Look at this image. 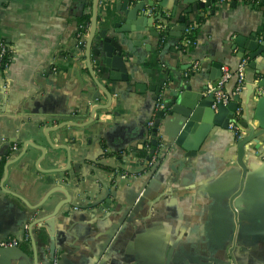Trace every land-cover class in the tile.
<instances>
[{
  "label": "crops",
  "instance_id": "1",
  "mask_svg": "<svg viewBox=\"0 0 264 264\" xmlns=\"http://www.w3.org/2000/svg\"><path fill=\"white\" fill-rule=\"evenodd\" d=\"M94 1L0 0V40L13 52L0 69V240L30 227L29 239L0 250V262L264 264V95L263 87L248 89L264 78L257 62L264 58L257 66L245 58L239 94L236 77L224 86L239 96L241 137L225 126L228 112L219 121L207 111L195 133L167 149L185 109L181 90L208 99L204 86L220 78L210 80L218 75L214 60L227 56L222 71L235 69L244 60L239 48L264 44V0L203 8L198 0H98L95 8ZM180 16L198 31L192 44L181 39ZM117 30L130 35L128 79L96 54V36ZM235 40L238 47L228 48ZM158 103L167 113L158 149L146 147L157 159L146 168L138 150ZM163 150L160 181L147 172Z\"/></svg>",
  "mask_w": 264,
  "mask_h": 264
},
{
  "label": "water",
  "instance_id": "2",
  "mask_svg": "<svg viewBox=\"0 0 264 264\" xmlns=\"http://www.w3.org/2000/svg\"><path fill=\"white\" fill-rule=\"evenodd\" d=\"M216 1L217 0H207L206 2H203L201 0H198L197 3H198V6L200 8H203V7L209 6L212 3H215ZM97 2H98V0L94 1V8H95ZM143 9H144V4H140L136 8L137 11L143 10ZM93 15H94V19H96L95 9H94ZM122 33H124V34H122ZM96 38H97V43L95 44L96 54L100 57L102 56L101 58L105 64L111 65L112 67L119 70L121 72L122 78L128 79L127 63L129 61L128 56H130V53H129L128 49H126L125 47L131 46L130 45L131 40H130L129 32L127 34L126 30H121V31L117 30L114 32H110V34H108V35H105L104 33H99V36H96ZM239 41L240 40H235L231 43H226V45L228 48L230 46V49H235L240 44ZM249 43H250V41H248L247 47L242 46L241 48H239V50L241 52L240 58L241 59L247 58L248 60L251 59L250 65L251 66H257L255 62L257 61L258 56L261 55L262 58H264V44L259 45L258 43H254V44H249ZM226 57L221 58L219 61H215V60L213 61L214 66L218 69V75L211 77L210 78L211 81L215 80L217 77L222 76L223 65H224V62L226 61ZM257 62H260L263 64L261 67H259V70H264V61L258 60ZM129 66L132 69L134 68L133 64H130ZM260 87H264V78L256 86L255 85H248V89L250 92L249 94L251 95L255 91V89L260 88ZM204 89L207 91L208 85H205ZM181 92H182L181 93V98H182L181 102L185 106V109H183L182 111H179L181 116L179 117L178 128L175 131L173 141L172 140L170 141L171 145H169V144L167 145V149H173V148L175 149L176 145H181L183 143V141L186 139V137L189 133H191V134L195 133L196 129L198 128V125H196V122H199L198 118L201 114L203 116L204 112H205V115L207 114V111L212 113L213 114L212 117H216L218 120L219 119L221 120V118L224 117V115L228 112L227 113V115H228L227 121L225 122V126L228 127L231 119H233V117L235 116V113L237 112V109L239 107L238 106V100H239L238 95L233 96V97L231 96V100L227 105H225L221 102H219L215 105L216 99H215L214 93L210 92L208 99H204V101H202V99H203L202 92L192 93L190 87L182 89ZM205 108H207L206 111H205ZM166 113H167L166 109H162L158 112V114H157L158 116H157V120H156V126L157 127L154 128L153 131H155V132L158 131L160 121ZM157 144L160 145V137L158 140L157 139L153 140V146H156ZM186 149L190 150L191 147L187 146ZM154 151H155V149H153L151 151V154H153ZM151 154L146 158V163H147L146 168H149L148 163L152 161V155ZM166 155H167V150H163L162 156L159 158V160L154 165L150 166V169L147 172V175L149 177L154 176L157 180L161 181V177L157 174V169L161 164L160 159H165ZM240 163L243 164L241 160H240ZM147 192H148V190L147 191H140L139 194L137 193V195H135L134 201H133V207H136L142 201L145 200V198L148 194ZM23 228H24V231H23L22 236L17 238L19 241H21V239H24V234L26 232L25 231L26 230V224H25V226H23ZM29 229H30V227H29ZM10 249H13V248H10ZM1 250H9V249H1ZM0 264H5V263L0 262ZM97 264H101V257L98 259Z\"/></svg>",
  "mask_w": 264,
  "mask_h": 264
},
{
  "label": "built area",
  "instance_id": "3",
  "mask_svg": "<svg viewBox=\"0 0 264 264\" xmlns=\"http://www.w3.org/2000/svg\"><path fill=\"white\" fill-rule=\"evenodd\" d=\"M146 13L153 15L155 12V6H148V8L145 11ZM85 27L83 25H80L79 27V36L83 35V32L85 31ZM160 29L163 30V33H166V25H161ZM194 29V26L192 24H188L187 26L184 27V32L189 33ZM165 35V34H164ZM187 42L192 44L191 39H187ZM12 49L11 47L5 42L0 40V69H6L9 66L10 58L12 56ZM246 65H247V60H241L238 64V66L235 69H228L226 68L222 74V76L219 78V80L215 83L209 86L208 92L214 93L215 95V105L219 102L227 105L231 98L226 94L224 90L225 83L231 78V77H236L237 78V85L235 87V94H239L245 87H246V81H245V71H246ZM56 71V68H54ZM260 94L264 95V87L260 89ZM163 108V104L158 103L155 111L152 115V118L148 122V128L153 131L154 128H156V120H157V114L158 112ZM236 116V115H235ZM238 137H241V135L244 133V129L239 123V118L234 117L228 126ZM160 137V134L158 131H153L152 133H149V136L146 140L147 147L150 148L152 147L149 143L152 140H158ZM12 151H17L18 150V145L17 143H14L11 147ZM0 156V160H1ZM156 156L152 159L151 163H154L156 161ZM121 178L125 179L128 177L127 173L125 172H119L118 173ZM29 228L28 225H26V230ZM30 234L26 231L24 234V239H29ZM19 244V240L17 238H8V239H1L0 240V250L1 249H10V248H15Z\"/></svg>",
  "mask_w": 264,
  "mask_h": 264
},
{
  "label": "trees",
  "instance_id": "4",
  "mask_svg": "<svg viewBox=\"0 0 264 264\" xmlns=\"http://www.w3.org/2000/svg\"><path fill=\"white\" fill-rule=\"evenodd\" d=\"M91 16L92 14L91 13H87V14H83L81 17H80V23H82V25L86 28L89 23L91 22ZM163 23H168L170 25V23L174 20V18L172 17V15L168 16V17H165L163 19H161ZM188 20L186 19V17L184 16H180L179 18H177L176 22H179L181 24V26L184 28L186 25H188L189 23L187 22ZM168 29V33H169V30L171 29L170 26L167 27ZM183 31V30H182ZM163 35V33L161 34V36ZM197 35H198V31L197 29L196 30H192L191 32L189 33H182V36H181V39H191L192 41H194L195 39H197ZM164 36V35H163ZM162 36V37H163ZM164 40H167V38H165ZM149 133H152L153 131L152 130H148ZM151 146H153V142H150L149 143ZM147 147V143H143V145L140 147V149L138 150V154L143 157V158H147L149 155V152L148 150L146 149ZM159 147V144H157L155 146L156 149H158ZM6 162V157H1V160H0V174H1V167L3 165V163Z\"/></svg>",
  "mask_w": 264,
  "mask_h": 264
}]
</instances>
